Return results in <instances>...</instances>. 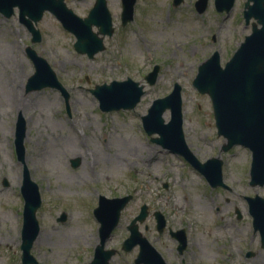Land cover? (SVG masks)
Wrapping results in <instances>:
<instances>
[{
    "label": "rangeland",
    "instance_id": "obj_1",
    "mask_svg": "<svg viewBox=\"0 0 264 264\" xmlns=\"http://www.w3.org/2000/svg\"><path fill=\"white\" fill-rule=\"evenodd\" d=\"M64 1L80 17L95 2ZM195 1L182 0L173 7L172 0H136L133 20L121 27V0H106L114 33L104 38V50L93 59L76 53L75 37L49 12L37 23L41 40L33 45L17 9L10 18L0 14V264H21L24 168L41 198L36 213L40 232L30 251L38 264H90L98 227L93 215L96 194L133 196L109 247L120 242L145 203L151 212L140 231L144 225L154 227L152 212L158 211L173 227L185 228L190 240L200 241L208 264H264L245 200L264 198V186L249 185L250 151L242 146L222 151L225 140L217 135L211 100L192 86L198 65L212 53H219L221 66L229 60L250 34L253 19L245 24L247 0H235L228 12L216 11L208 0L202 13L195 10ZM28 46L46 59L68 89L69 114L58 91L25 90L34 73ZM154 65L159 66L158 78L148 85L144 76ZM126 78L145 85L139 103L133 110L101 112L89 89ZM174 84L181 87L188 148L201 163L213 157L222 160L228 190L211 188L182 156L154 143L156 134L144 132L141 117ZM17 91L20 97H15ZM19 117L26 126L23 161L14 149ZM163 118L169 121V110ZM62 213L66 219L58 221ZM135 256H115L110 264H133Z\"/></svg>",
    "mask_w": 264,
    "mask_h": 264
},
{
    "label": "water",
    "instance_id": "obj_2",
    "mask_svg": "<svg viewBox=\"0 0 264 264\" xmlns=\"http://www.w3.org/2000/svg\"><path fill=\"white\" fill-rule=\"evenodd\" d=\"M182 0H173L177 6ZM235 0H214L218 12H228ZM121 26L133 19L136 0H121ZM251 2V4H250ZM208 0H197L194 4L198 13L205 11ZM18 9L19 22L31 33V42H39L40 31L35 27L45 11L52 13L62 27L72 33L76 39L73 48L79 54H85L89 59L104 50L103 39L111 36L114 28L106 0H96L86 17L81 18L68 8L64 0H0V13L9 18ZM243 17L248 25L254 19L251 33L244 37L243 42L235 50L231 58L220 64L218 52H214L203 61L197 69L192 85L201 94H207L211 100L217 135L225 139L222 151H228L235 145H241L251 151L249 170L251 186L264 185V0H247L244 5ZM96 27L97 31H93ZM26 53L34 66V73L28 78L26 91L52 88L60 91L64 98L66 111L69 114V91L58 80L49 63L31 47ZM159 66L155 65L145 76L149 85L156 82ZM98 100L102 112L133 110L144 95V85L127 78L124 81H111L109 84L95 85L89 90ZM170 111V119L165 122L163 114ZM142 125L148 135L157 134L153 141L162 148L182 156L190 165L198 170L211 187H224L222 180V160L210 158L201 163L188 148L182 129V98L181 87L175 84L173 90L163 98L155 99L147 114L141 117ZM26 126L22 118L16 121L15 152L18 160L23 161L25 148ZM78 166V160L72 161V167ZM21 193L24 199L23 226L21 235L22 264H36L30 254L33 242L40 228L36 219V211L41 205L38 186L30 179L24 168ZM131 199L126 196L121 199L109 200L101 197V203L96 210V217L101 223V244L95 251L90 264H108V259L114 251H104L103 242L116 227L121 209ZM248 212L252 217L254 231L260 234V244L264 249V198L255 195L245 198ZM144 217H136L130 227V237L124 250L129 251L135 244L141 245V251L135 259V264H165L161 256L145 240L139 239L135 222ZM162 229V216L156 214ZM66 219L61 214L60 221Z\"/></svg>",
    "mask_w": 264,
    "mask_h": 264
},
{
    "label": "flooded vegetation",
    "instance_id": "obj_3",
    "mask_svg": "<svg viewBox=\"0 0 264 264\" xmlns=\"http://www.w3.org/2000/svg\"><path fill=\"white\" fill-rule=\"evenodd\" d=\"M4 184L6 185V181L3 180ZM224 189H229L228 187H221ZM131 194H125V195H116L114 197L106 198L103 195H97L94 199V209H93V215L94 218L97 221L98 227L96 230V237H95V243L93 247V258L95 256V251L97 247L101 244V234H100V226L101 223L96 217V210L99 208L101 203V197H104L109 200L113 199H121L126 196H129ZM133 196L131 195V199L127 202V204L132 200ZM127 204L121 209L119 220L116 225V227L110 232V234L105 238L103 242V250L104 251H114L113 255L108 259V264L112 261V259L115 256H121L124 257L126 254L130 253H136L137 254L141 251V245L139 243L135 244L129 251L124 250V246L127 245V241L130 237L131 231L130 227L132 226V221L140 216L141 214H144V217L140 220H137L135 222V225L137 227L139 239H145L153 248L154 250L162 257L165 264H208L209 258L205 247L200 244V241L193 238V240H190V234L188 231L183 227H173L172 220L170 221L168 218L165 217L162 213L158 211H153L152 216L154 218V227H149L148 225L143 226V231H140V227L142 226L143 222L146 220V218L150 214V210L147 204L143 203L140 205L138 214L126 225L125 232L126 234L121 238L120 242L115 247H109L108 244L111 242V237L113 233L115 232L116 228L119 225V221L121 218V215L126 208ZM156 214H159L162 216L163 220V226L162 229L159 228L160 222L156 218ZM240 218V216L238 217ZM170 240L171 244L168 243L166 240ZM252 253H247V257L251 256ZM135 256V257H136ZM38 264V263H37ZM133 264H135V258L133 259ZM144 264V263H140Z\"/></svg>",
    "mask_w": 264,
    "mask_h": 264
},
{
    "label": "bare ground",
    "instance_id": "obj_4",
    "mask_svg": "<svg viewBox=\"0 0 264 264\" xmlns=\"http://www.w3.org/2000/svg\"><path fill=\"white\" fill-rule=\"evenodd\" d=\"M21 75H22V74H21ZM21 75H20V76H21ZM15 94H16V95H15ZM14 95H15V97H20V93H19V91L15 92ZM76 154H77V153H76ZM12 216H13V215H11V213L9 212V219H10V220H11ZM91 238H92V237H91ZM88 239H89V238H88ZM92 239H93V238H92Z\"/></svg>",
    "mask_w": 264,
    "mask_h": 264
}]
</instances>
